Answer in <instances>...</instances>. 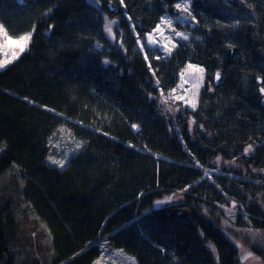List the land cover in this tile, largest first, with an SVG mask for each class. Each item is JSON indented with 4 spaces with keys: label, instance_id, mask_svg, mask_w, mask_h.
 I'll use <instances>...</instances> for the list:
<instances>
[{
    "label": "trees",
    "instance_id": "1",
    "mask_svg": "<svg viewBox=\"0 0 264 264\" xmlns=\"http://www.w3.org/2000/svg\"><path fill=\"white\" fill-rule=\"evenodd\" d=\"M180 1L0 0L8 35H32L0 72V179L14 188L0 195V264L4 256L16 264L23 199L53 235L50 261L30 264H94L106 237L139 264H239L236 247L211 222L218 211L211 200L220 196L198 188L197 163L206 169L217 157L235 158L259 135L251 119L263 122L264 111L251 89L264 79V0H195L203 42L181 44L170 57L143 52L139 41L177 14ZM225 41L238 44V57ZM188 63L224 74L218 102L209 95L191 113L194 126L164 113ZM61 128L83 144L64 168L48 160ZM236 183L229 188L237 200L260 192ZM182 191L183 204L172 207L188 206L191 218L168 216L166 199L156 204Z\"/></svg>",
    "mask_w": 264,
    "mask_h": 264
},
{
    "label": "rangeland",
    "instance_id": "2",
    "mask_svg": "<svg viewBox=\"0 0 264 264\" xmlns=\"http://www.w3.org/2000/svg\"><path fill=\"white\" fill-rule=\"evenodd\" d=\"M210 1L216 3L218 0ZM194 2L195 0H181L177 3L180 5L178 8L176 4L177 14L173 13L171 17L165 18L158 25L161 31H157L156 28L146 36L145 41H139V48L143 52H146L148 49L152 52L151 55L154 58L158 57L156 54H163L165 57H170L181 44H187L190 41H193L194 44L196 42H203V37H199L196 31L199 22L196 16L199 12L195 10ZM254 3L259 4L256 0H254ZM185 7L187 11L183 10ZM182 13L185 14L184 17L181 16ZM164 21H170L171 27L164 23ZM0 25L2 24L0 23ZM178 33L182 35H178ZM26 35H30L31 38L27 41L24 50L20 51V48L15 43H6L5 36L0 34V65H3L0 67V72L15 63L28 50L30 42L32 41V35ZM149 36L152 37V40L148 39ZM185 36L187 39H184ZM8 37L10 36L8 35ZM17 39L19 38H12L13 41ZM224 46L228 50L231 47L235 49L231 58L239 56L236 53V49L238 48L237 43L233 41L226 42ZM258 55L264 59L262 53ZM189 65L202 69L203 71H193L188 68ZM262 66L264 69V65ZM217 73L220 76L224 75L223 70L211 72L206 67L200 66V64L188 63L180 74L179 85L174 90H171L166 97L167 104L164 113L170 114L172 112L173 114L179 115L181 112L180 109L186 108L184 115H179L178 120L181 123L188 122L191 126H194L195 120L192 118L191 113L199 109L203 103V99L210 95L209 97L212 98L211 102H218L217 93L220 92L219 87L223 83V78L219 84H216L214 77ZM246 83L245 85L250 86L249 79L246 80ZM251 90H254L253 85ZM256 95L258 96V93ZM190 101L195 103V107H193ZM251 120L259 127V135L255 140V144H247L245 146V153L242 151L235 158H215L207 165L209 167L206 169L203 168L201 163H197L204 174L203 178L198 181V185L197 183L196 185L206 195L209 194L213 198L220 196L218 201H214L213 205L216 206L218 211L211 217V222L216 230L218 232L221 230L229 242L236 247L234 249L237 250L238 263L264 264V121ZM61 129L54 135L53 141L51 142L54 159L48 160L50 165L64 168L72 157L83 149V144L73 137L68 129ZM138 130L137 128L135 131ZM61 163L63 167L60 166ZM237 181L257 186L262 191V194L258 192L256 193L257 195H250L251 197L246 201L237 200L236 190L229 188L232 183L237 184ZM9 182L7 177L0 179V195L12 193L14 188H12V184L7 186ZM19 184L21 189L28 187L27 183L21 180ZM181 193L183 194L185 192L165 194L156 204L160 206L166 199L175 205H181L184 202V197L181 196ZM223 198L225 200L231 199L227 207L222 203ZM243 202L245 205H243ZM25 208L27 209L26 212H24ZM170 208L176 209L175 207H169L167 210H171ZM202 208L206 209V206H202ZM23 213H25V218L22 221ZM16 218L22 221L20 231L22 239L20 242H16L20 244L15 246L17 252L16 264H30L31 258H39L47 262L50 261L51 255L53 254V235L46 222L32 211L30 204L24 199L16 210ZM136 222L135 220L134 223ZM97 244L101 246L102 253L94 264H139L136 256L129 253L125 248L114 247L107 237L99 239Z\"/></svg>",
    "mask_w": 264,
    "mask_h": 264
},
{
    "label": "water",
    "instance_id": "3",
    "mask_svg": "<svg viewBox=\"0 0 264 264\" xmlns=\"http://www.w3.org/2000/svg\"><path fill=\"white\" fill-rule=\"evenodd\" d=\"M110 8H112V11H114L112 5ZM234 52H235L234 48L230 49L229 55L233 56ZM219 81H220V78L216 79V84H219ZM255 82H256V87L258 90L259 102H260L261 107L264 109V79L263 77L259 76V77H256ZM167 215L171 217H175V218L187 219L192 216V210L189 207L176 208V209L168 210ZM2 264H8V260L5 256L3 257Z\"/></svg>",
    "mask_w": 264,
    "mask_h": 264
},
{
    "label": "snow or ice",
    "instance_id": "4",
    "mask_svg": "<svg viewBox=\"0 0 264 264\" xmlns=\"http://www.w3.org/2000/svg\"><path fill=\"white\" fill-rule=\"evenodd\" d=\"M177 7L179 8L180 5L177 4ZM183 10L187 11V8L185 7ZM164 23H166L169 27H171L170 21H164ZM107 30L109 32H111V27L108 26ZM157 31H161L159 26L157 27ZM0 34H3L5 36V38H6L5 42L6 43H15L20 48V51L24 50V47L26 46L27 41L30 40V38H31L30 35H25V36H21L19 39L15 40V41H13L11 37H8L7 32L4 29L3 25H0ZM178 35H182V34L178 33ZM148 39L152 40V37L149 36ZM184 39H187V37L185 36ZM2 66L3 65H0V67H2ZM188 68L193 70V71H198V72L203 71L202 69L194 68V66H192V65H189ZM217 79H219V73H217ZM190 102L192 103L193 107H195V103L193 101H190ZM60 166L63 167V164L61 163Z\"/></svg>",
    "mask_w": 264,
    "mask_h": 264
},
{
    "label": "bare ground",
    "instance_id": "5",
    "mask_svg": "<svg viewBox=\"0 0 264 264\" xmlns=\"http://www.w3.org/2000/svg\"><path fill=\"white\" fill-rule=\"evenodd\" d=\"M113 4H114V3H113L112 1H110V2H109V8H110L111 5H112L114 11H112V8H110V10H111L112 12H115V11H116V8L114 7ZM215 5H216V4H215ZM230 57H232V56H230ZM182 72H183V71H182ZM182 72H181V73H182ZM181 73H180V74H181ZM259 76H260V75H258V77H259ZM254 77H255V76H254ZM261 77H262V76H261ZM214 78H215V80L217 79V74L215 75ZM219 78H220V80H221V79L223 78V75L220 76V74H219ZM255 79H256V78H255ZM219 82H220V81H219ZM179 83H180V75H179V82L177 83V85L175 86V88L179 85ZM254 86L256 87V82H255V85H254ZM220 87H221V86H220ZM220 87H219V88H220ZM175 88H174V89H175ZM174 89H173V90H174ZM256 90H257V87H256ZM257 93H258V90H257ZM257 99H258V102H259V97H258V96H257ZM259 106H260V108L264 111V109H263V108L261 107V105H260V102H259ZM180 110H181L180 114H181V115H184V112L186 111V108H183V109H180ZM180 114H179V115H180ZM179 115H176V114H173L172 112H170V117L173 119V121H178V116H179ZM190 218H191V217H190ZM187 219H189V218H187Z\"/></svg>",
    "mask_w": 264,
    "mask_h": 264
},
{
    "label": "flooded vegetation",
    "instance_id": "6",
    "mask_svg": "<svg viewBox=\"0 0 264 264\" xmlns=\"http://www.w3.org/2000/svg\"><path fill=\"white\" fill-rule=\"evenodd\" d=\"M253 88H254V85H253ZM255 89V88H254ZM245 153V152H244ZM241 183V182H240ZM242 184V183H241ZM248 185H252V184H248ZM255 186V185H254ZM257 187V186H256ZM260 192H261V194H262V191L260 190ZM249 195V196H248ZM250 195H253V194H244L243 195V197H242V201H246V200H248V198L249 197H251ZM257 195V194H256ZM239 198V197H238ZM231 200V199H230ZM230 200H227V202L225 203V204H223L224 206H226L227 207V204H228V202L230 201ZM213 202V204H214V201H212ZM173 205H175V204H170V202H168L167 204H166V208H169V207H172ZM243 205H245L244 204V202H243ZM242 205V206H243ZM171 209V208H170Z\"/></svg>",
    "mask_w": 264,
    "mask_h": 264
}]
</instances>
